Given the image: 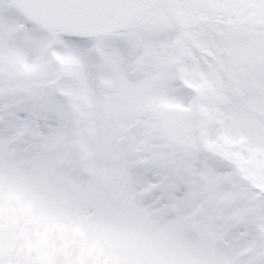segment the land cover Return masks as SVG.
<instances>
[{"label":"snow or ice","instance_id":"snow-or-ice-1","mask_svg":"<svg viewBox=\"0 0 264 264\" xmlns=\"http://www.w3.org/2000/svg\"><path fill=\"white\" fill-rule=\"evenodd\" d=\"M0 264H264V0H0Z\"/></svg>","mask_w":264,"mask_h":264}]
</instances>
